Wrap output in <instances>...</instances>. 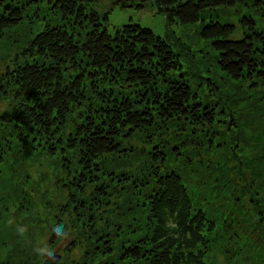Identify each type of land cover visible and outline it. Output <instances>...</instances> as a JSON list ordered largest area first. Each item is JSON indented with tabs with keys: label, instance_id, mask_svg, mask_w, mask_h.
<instances>
[{
	"label": "trees",
	"instance_id": "trees-1",
	"mask_svg": "<svg viewBox=\"0 0 264 264\" xmlns=\"http://www.w3.org/2000/svg\"><path fill=\"white\" fill-rule=\"evenodd\" d=\"M97 1L0 0V100L9 102L0 112V222L21 219L19 213L32 209L33 201L26 200L31 194L21 189V179L34 184L24 167L26 159L44 158L41 165L48 169L47 158L60 155L56 165L68 172L66 155L72 152L79 171L67 189L79 187L81 193L83 183L90 182L103 199L110 196V203L121 187H131L130 199L136 195L131 232L136 236L119 247L123 264H210L211 251L228 254L240 245L249 250L241 258L247 264L264 263V138L251 135L258 154L248 160L252 166L242 162L225 167L216 179L210 156L223 144L214 143L211 130L219 121L218 112L197 91L202 84L198 79L212 84L213 78L203 77L191 58L190 70L182 69L181 57L189 49L181 39L174 50L137 23L110 34L106 25L112 5L99 11ZM111 2L153 6L169 25L204 21L203 13L210 11L199 34L216 51V63L226 77L264 82V31L255 17L264 15V0ZM41 7L51 11L54 20L45 19L39 26ZM233 10L238 14L234 22ZM34 24L39 29L34 35L22 34L27 37L21 47V33ZM218 91L222 88L208 86L206 100L221 98ZM239 99L244 100H234ZM252 100L260 102L254 112L264 114V94L251 95L249 105L254 106ZM198 134L200 141L194 137ZM137 135L147 144L141 149L147 158L145 176L118 164L131 157L126 144ZM166 142L172 145L169 151ZM112 156L117 158L109 162ZM103 168L108 193L98 178ZM233 171L241 178L233 179ZM201 173L204 179L198 182ZM210 175L211 184L205 180ZM22 194L26 202L18 206ZM68 199L77 215L86 210L74 191ZM55 225L60 231L59 222ZM218 228L223 236L216 240L212 233ZM4 262L0 257V264ZM37 263L58 264L59 258L52 254Z\"/></svg>",
	"mask_w": 264,
	"mask_h": 264
},
{
	"label": "rangeland",
	"instance_id": "rangeland-1",
	"mask_svg": "<svg viewBox=\"0 0 264 264\" xmlns=\"http://www.w3.org/2000/svg\"><path fill=\"white\" fill-rule=\"evenodd\" d=\"M110 5L112 7L109 10L106 25L110 34H113L116 29L124 24L137 23L150 28L154 33L166 39L174 50L178 49L176 41L181 39L189 49V54L183 53V57H181L182 69L184 71L190 70L194 60L203 77L213 78L212 84H209L207 79H198L197 81L202 84L198 85L197 91L202 96V101L209 102V106L214 105L215 111L218 112L215 118L219 121L214 124L211 130H214L212 131L214 143L221 141L223 144L214 148L210 156L212 159L211 167L215 173L214 177L220 179L225 167L238 165L242 162L252 166L253 163L248 160L258 154L254 150L255 137L251 135L264 138V114L260 115V113L254 112L256 106L260 104L259 101L252 100L251 103L254 106H251L249 100L254 93L264 94V82H253L243 77L231 80L226 77L225 71L216 63V51L208 43L209 40L199 34L203 23L209 20L210 11L203 13L204 21L199 20L195 23L186 24L175 22L169 25L165 17L150 5L137 8L136 6L113 4L111 0H98L95 7L99 11H103ZM44 7H41L39 14V17H42V20L37 22L39 26L46 22L45 19L50 22L54 20L51 11H46ZM246 10L252 11L249 7ZM233 12L230 18L234 22L237 20L238 14L236 10ZM222 14L224 15V13L219 15L221 21L225 20ZM211 15L216 16V12ZM255 17L260 24V29L264 31V15H255ZM38 29L34 24L33 27L29 28V32L21 33V47L24 45L22 40L27 37L24 38L22 34L34 35ZM189 58L193 60L189 61ZM2 67L3 63L0 64V70ZM187 76L189 78V75ZM208 86L215 90L221 87L222 92H217V94L220 93L221 98L212 95L207 101L205 90ZM238 98L244 100H234ZM8 103V101L0 100V112L8 106ZM194 137L195 140L200 141L202 135L198 134ZM143 138L142 135H137L131 141L128 140L126 146L131 148L129 154L131 157L128 160L119 159L118 161V164L130 165L129 167L140 175L145 174L147 165V158L141 151L143 147L147 146ZM170 144L166 142L163 145L164 149L169 151V147L172 146ZM202 153L204 156L206 155L204 150ZM71 154L72 152L66 155L70 160L68 172L58 164L56 165V161L57 163L58 161L61 162L60 155L59 158H47L48 169L41 165L45 161L44 158L38 159L37 156H34L26 159L27 164L25 163L24 167L32 175L30 176L34 184L23 182L21 179V189L29 191L31 194V198L27 197L26 200L33 201L32 209L19 213L21 219L17 218L18 220H16L7 217L0 222V257L4 258L5 264H38L37 262L41 258H48L52 254H57L58 264H123L119 259V247L127 240L133 241L136 236L135 232L131 233L136 224V210L134 208L136 195H132V199H130L127 193L131 191V187H121L115 191L116 195L111 198L112 203H110L107 200L110 196L107 195V198L103 199L104 195H99L98 189H93L90 182L83 183L82 194L78 191L79 187L73 190L75 199L81 200V204L84 203L86 206V210L77 215L72 205L73 201L68 199L69 194L73 191L67 189V184H71L79 171V167L74 161V155ZM116 158L110 157L109 162ZM256 164L263 167V162ZM220 165H224L223 168ZM41 169L46 171L42 172ZM245 170L243 168V172H251ZM106 171L103 168V171L98 174V178L105 190L109 187L106 191L108 193L110 186L105 182L107 178L103 175ZM235 175L241 178L239 172L234 174L233 171V179H235ZM132 176L134 175L132 174ZM209 177L205 180L210 183L214 177L212 175ZM203 179L204 175L201 173V176L197 177V181ZM259 182H262V179H259ZM90 195L92 200L88 199ZM23 197L24 194L18 197V206H21V202H26ZM97 219L100 221L98 222ZM103 221H105L104 224ZM108 221L110 222L108 223ZM56 222H59L60 231H57ZM94 225H98V228L93 231ZM212 236L218 240L219 237L223 236V232L218 228L212 233ZM260 240L259 237L257 243ZM248 253L249 250H246L242 245L230 250L228 254L213 250L208 255V261L210 264H247L241 258Z\"/></svg>",
	"mask_w": 264,
	"mask_h": 264
},
{
	"label": "water",
	"instance_id": "water-1",
	"mask_svg": "<svg viewBox=\"0 0 264 264\" xmlns=\"http://www.w3.org/2000/svg\"><path fill=\"white\" fill-rule=\"evenodd\" d=\"M126 6H131V4H129V5H126Z\"/></svg>",
	"mask_w": 264,
	"mask_h": 264
}]
</instances>
